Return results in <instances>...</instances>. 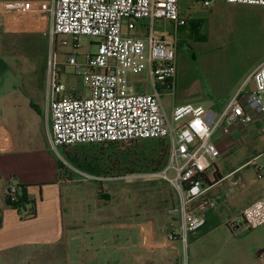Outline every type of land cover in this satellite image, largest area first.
I'll list each match as a JSON object with an SVG mask.
<instances>
[{"label": "rangeland", "instance_id": "obj_1", "mask_svg": "<svg viewBox=\"0 0 264 264\" xmlns=\"http://www.w3.org/2000/svg\"><path fill=\"white\" fill-rule=\"evenodd\" d=\"M11 1L14 0H0V3ZM26 1L47 2L50 6L52 5V0ZM180 1L188 5L190 11L196 16L205 17L203 15L207 12L206 20L209 19L211 23L223 27L226 31L224 35L226 38H220L222 33H207L205 30L209 38L205 43L195 42V45L191 46L186 40H181L178 44L175 96L174 98L166 96L163 100L169 107V112L172 106L187 103L203 105L207 109L220 111L227 105L237 89L234 86L235 81L228 78L229 74H233L237 69L254 65L264 58L263 30L259 23L251 28L248 22L235 24L234 21L222 17L230 13L226 1L213 0L211 5L214 8L213 16L209 14L212 7L206 9L199 1ZM48 16L32 11L10 12L0 6V123H5L12 128L17 141L27 140L29 148H33L32 142H44L46 147L48 146L46 137L48 114L45 98L47 60L55 51V45L49 34L52 18ZM137 25L140 32L142 30L144 33L147 32L145 29L148 25L147 20L139 21ZM46 28V31H42ZM155 31L161 37H168L173 34V24L158 19L155 21ZM92 41H94L93 38L87 37L81 40L82 48L77 51L79 62L83 61V54H90L96 50L95 46L91 45ZM71 50V46H63L58 51L59 60H64L65 53ZM85 71L86 68L77 69L70 66L64 68L61 81L67 85L69 92L89 96V89L84 86L81 76ZM140 77L149 82L146 75L142 74ZM145 88L146 91L152 90L150 86ZM31 106H37L42 115H38ZM38 116H42L40 121ZM141 144V147L146 150L157 145L153 140L141 141ZM0 145L3 149L9 147L8 134L2 128H0ZM76 148L80 150L81 147ZM99 148L100 146H95L92 152L95 153V150ZM50 152L44 155L18 150L13 155L0 157L1 177L4 180L9 179L6 176V169L9 168L22 175L25 182L36 181L38 186L35 184L29 186V189L31 188L29 196L36 200L37 204V201L44 198L43 209L44 213L48 214L49 209H52V200L57 193L56 188L52 185H41L44 178L32 177L27 165L30 163V166L42 160L47 163L57 162L59 159L64 165L62 178L70 182L64 185L61 194L63 212L66 215L72 213L77 217L80 216L79 214L90 213L92 219H97L96 223L99 225L90 230L78 223L77 231L74 233L67 228L61 231L58 226H53L49 237L37 238L35 235L41 224L45 222L43 218L29 220L26 210L30 206L18 212L8 208L0 196V264H73V253L78 247L77 244H79V249L94 244L93 251L98 252V255L90 264H103L104 255L108 250L98 246L116 241L115 236L119 234V231L113 227L115 222L128 221L129 224L151 222L157 233L163 236L162 240L167 243L172 242L169 240V234H179L180 219L171 212L176 205L175 196L172 188L160 177H154L152 173L135 174L127 178L92 173L83 166L78 167L71 163L63 154L62 149L58 153ZM261 154L263 155L257 159L256 163L262 168L263 177L258 178L257 171H255L257 168L254 165L240 171L234 176L239 186L231 199L227 203L219 202L215 209L231 208L233 202L245 198L252 190L264 186V144L258 146L252 154L241 149L237 154L227 158L221 157L215 161L219 172L226 175ZM97 164L99 167L96 170L100 172L103 161ZM213 172L211 171L212 175ZM168 175L173 178L175 172L170 170ZM242 176L247 185H249V177L257 181L253 187H244L240 183ZM11 180L13 182L12 178ZM74 180H76L75 183ZM217 189L218 186L212 191L215 192ZM93 192L96 198H92ZM225 219L215 215L211 216L207 226L201 230V234L211 227L223 224L204 241L252 243V251L255 254L264 251V226L250 229L242 220H237L236 225H233L232 222L224 223ZM236 226L238 228H235ZM59 237H62L64 241L56 242ZM189 239L191 241L192 236ZM63 243H68L66 252L62 250ZM63 252L67 254L68 259L62 262ZM40 256L42 258L36 260ZM183 258L185 263V253H183ZM256 264H259L258 259H256Z\"/></svg>", "mask_w": 264, "mask_h": 264}, {"label": "built area", "instance_id": "obj_2", "mask_svg": "<svg viewBox=\"0 0 264 264\" xmlns=\"http://www.w3.org/2000/svg\"><path fill=\"white\" fill-rule=\"evenodd\" d=\"M199 1L205 8L212 5V0ZM225 1L264 7V0ZM1 6L10 12L32 11L52 18L49 34L55 51L47 60L46 79L50 149L58 153L62 147L164 140L168 164L152 175L163 179L175 196L171 212L180 219V232L169 234V240H180L187 248L189 237L198 235L210 211L219 205V196L212 190L226 182L232 195L239 186L234 178L237 171L223 175L215 165L224 156L223 149L229 153L252 139L264 138V61L222 110L187 103L172 106L169 112L163 99L175 96L177 31L186 24L179 0H52L51 6L15 0ZM158 19L174 24L172 40L156 33ZM143 20L148 21L145 33L137 25ZM85 37L94 39L91 45L96 50L83 54L79 62L77 51ZM63 46L72 50L59 60ZM67 66L86 68L81 76L89 96L69 92L61 81ZM248 82L253 88L244 92ZM146 86L152 90L146 91ZM256 161L245 166L254 165L262 178ZM170 170L175 172L173 178ZM17 190L11 186L12 193ZM241 217L250 229L264 225V196L244 208Z\"/></svg>", "mask_w": 264, "mask_h": 264}, {"label": "crops", "instance_id": "obj_3", "mask_svg": "<svg viewBox=\"0 0 264 264\" xmlns=\"http://www.w3.org/2000/svg\"><path fill=\"white\" fill-rule=\"evenodd\" d=\"M195 1H199V0H195ZM223 1L225 2V0ZM179 3H180V11L182 17L185 18L188 22L200 21V24L202 26L201 27L202 33H204L206 36L208 35L207 34L208 32H212V33L214 32V33H222V37H220L221 39L226 38L224 37L226 31L223 27L219 26L218 24L211 23L209 19L206 20L205 17H207L206 15L207 12L205 15H203L205 17H202V15L196 16L190 11L188 5L182 3V1L180 0ZM2 4L3 3H0V6ZM226 4L229 7L228 9H230V13H227L222 17H224L227 20L234 21L235 24L248 22L251 28L259 23V26L263 30V34H264V7L236 5V4H228V3ZM211 7L212 6H210V8ZM213 10H214L213 7L209 10L210 11L209 14L211 16H213L212 14ZM185 29L186 30L183 32L179 30L177 31L179 42L181 40L183 41L186 40L187 44L191 46H194L195 42H201V41H195L194 39L195 35L192 36L189 35L190 32L188 30V26H185ZM205 30L207 31V33ZM175 34H176V30L173 24V34L163 38L172 40ZM205 42H207V40L202 43ZM263 61L264 58L261 59L259 62L255 63L254 65L242 69H237L236 72H234L233 74L232 73L229 74V77L227 76L228 78L233 79L235 81L234 86L235 88H237L234 94L230 97V100L244 86L250 74ZM252 88H253V84L248 82L243 88V91L246 92ZM45 98L47 100V96ZM32 108L35 110V112L38 115H42L41 111L37 106H33ZM46 111L48 114L47 132H46V137H47L48 129L50 125L48 100H47ZM38 117L40 121L42 116H38ZM0 128L6 131L9 138V147L7 149H3V146L0 145V157L13 155L18 150L20 152L29 151L32 153L34 152L35 154L40 153L44 155H46L47 152L50 151L52 152L49 143L48 146L46 147V144L44 142H32L33 148L31 147L29 148L27 144V140L26 141L16 140L14 131L7 124L0 123ZM235 136H237V134H235ZM47 141H48V137H47ZM261 144H264V138L259 137L256 139H252L243 146L233 149L229 153H226L225 150L223 149V154H224L223 157L227 158L230 155L237 154L241 149H245V151L248 154H252L253 152H255L256 148ZM262 155L263 154L254 157V159L255 158L258 159ZM251 160L253 159H250L248 162H250ZM248 162L237 167L232 172L237 171V173L235 174L237 175L240 171H244L248 167L252 166V165L245 166ZM29 164L27 165V169L30 170V174L32 177L39 176L41 179L44 178L43 179L44 181H42L43 183H41V185L43 184L52 185L53 187L56 188L57 191L54 200H52V209H49L48 214H45L44 213L45 211L43 209V205H45V199L41 198L40 201H37L38 202L37 216L29 220H39L40 218H43V221L45 222L42 221L43 224H41L39 231L35 235V237L37 238L38 237L44 238L45 236L49 237V234L53 226H58L59 227L58 229H61V231L67 228V230L69 229L73 233L77 231L76 228L78 223L86 226L90 230L93 229V227H98L99 224L96 223L97 219L95 218L92 219L93 217L90 216V213L79 214L80 216L77 217V215L73 216L72 213L66 215L63 212L61 206L62 203L61 194L63 193L64 185H67L70 182L68 180L63 179L60 176V172L56 161L55 162L49 161V163H47L46 161L42 160L39 163L36 162L32 163L30 166ZM6 170H7L6 176L9 177L8 180L7 179L4 180L1 177V173H0V196L2 197L5 205H6L5 197L7 193V187L12 182L11 178L15 177L16 179L15 181H13V183H20L22 185H27V186H32L33 184H35L36 186H38L36 181H33L32 183L23 181L22 179L23 176L16 173L14 169L7 168ZM255 171L257 170L255 169ZM243 180H244L243 176L240 177V183H242L244 187H248V186L253 187L257 181V179L254 178L252 179V177H249L248 178L249 185H247V183H244L245 181ZM75 181L76 180H74L73 182L75 183ZM30 189L28 187V194H30ZM229 191H230V185L228 183L223 182L222 184L218 185V189L215 192H217L220 202L222 203L229 202V200L232 197V195L229 194ZM263 196H264V186L258 187L257 189L252 190V192L249 195H246L245 198H242L237 202H233L231 204L232 205L231 208H227L225 210L223 209L211 210L209 213V219L211 218V216L215 215L216 217H222L224 219L226 218L224 223L232 222L233 225H236L237 220H242L241 213L243 209ZM92 198H96V194L94 192ZM48 203L50 204V202ZM209 219L207 220L206 225L202 229H204L207 226ZM152 224L153 223L151 222H148L146 224H139V223L129 224L128 221L115 222L113 224V227L119 231L118 232L119 234L115 236L116 241L108 245L105 244L98 246L108 250V252L105 253L104 255L103 264H256V259L259 260V264H263L264 257H261L260 254L264 251L255 254V252L252 251V243H224L220 241H207V242L204 241L206 237L210 236L223 223H221L220 225H216L215 227L209 228L203 234H201V230H202L201 229L200 232L198 233V236H192V240L189 241V245L187 248L180 240H177L175 242H168V243L162 240L163 236L161 235V233H157L156 229H154L153 227L154 225ZM263 226L264 225H262V227ZM235 228H238V226H236ZM61 241L64 240H62V237H59L56 242H61ZM67 245L68 243L67 244L63 243L61 245L63 247L62 250H64V252L68 250ZM77 245L78 247L73 253V258H72L73 264H90V262H93L94 259H96L98 252L95 253L94 252L95 250L93 251L94 244L86 245L82 249L81 248L79 249V244ZM183 253L186 254L185 263H184ZM63 254L61 256L62 262L64 261V259H68L67 254L65 253L66 255L64 254V256ZM41 258L42 257L40 256L36 260H39Z\"/></svg>", "mask_w": 264, "mask_h": 264}, {"label": "trees", "instance_id": "obj_4", "mask_svg": "<svg viewBox=\"0 0 264 264\" xmlns=\"http://www.w3.org/2000/svg\"><path fill=\"white\" fill-rule=\"evenodd\" d=\"M185 26H188L190 36L195 35V41L204 42L207 40V36L202 33L200 21L188 22L186 20V24L181 26L179 31H185ZM141 141L145 140L62 147L61 149L65 157L71 163L78 167L83 166L84 169L92 173L110 174L113 177H123L141 173H160L168 164L167 143L164 140H153L156 141L157 145L150 150H146L141 147ZM95 146H100V148L95 150L94 153L92 150ZM76 147L81 148L79 150V148ZM101 161H103V166L99 172L96 170L99 167L97 163L100 164ZM57 165L60 176L62 177L64 165L59 159L57 160ZM12 179L13 181L16 180L15 177ZM12 185H16L18 188L15 193L11 191ZM28 187L27 185L11 182L7 187L5 202L8 207L18 212L25 209L26 206H30L26 211L28 219H32L37 216V203L35 200L30 199Z\"/></svg>", "mask_w": 264, "mask_h": 264}, {"label": "bare ground", "instance_id": "obj_5", "mask_svg": "<svg viewBox=\"0 0 264 264\" xmlns=\"http://www.w3.org/2000/svg\"><path fill=\"white\" fill-rule=\"evenodd\" d=\"M47 30V28L46 29H44V30H42V31H46Z\"/></svg>", "mask_w": 264, "mask_h": 264}, {"label": "water", "instance_id": "obj_6", "mask_svg": "<svg viewBox=\"0 0 264 264\" xmlns=\"http://www.w3.org/2000/svg\"><path fill=\"white\" fill-rule=\"evenodd\" d=\"M218 176L221 177V174H219Z\"/></svg>", "mask_w": 264, "mask_h": 264}]
</instances>
